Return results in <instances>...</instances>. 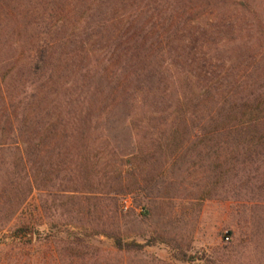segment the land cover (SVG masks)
<instances>
[{
  "label": "trees",
  "instance_id": "trees-1",
  "mask_svg": "<svg viewBox=\"0 0 264 264\" xmlns=\"http://www.w3.org/2000/svg\"><path fill=\"white\" fill-rule=\"evenodd\" d=\"M262 11L255 0H0V139H6L0 141V153L12 146L19 149L18 142H22L26 155L19 158L20 166L10 162L0 176V264H80L94 255L95 248L80 231H68L64 238L45 234L36 244L23 242L35 216L18 217L33 190L41 191L43 186L32 185L30 157L36 134L66 146L76 143L79 172L87 179L94 152L96 156L105 154V149L87 146L97 116L94 120L89 106L94 95L87 98L83 89L99 91L103 84L114 92L130 88L142 104L149 96L161 101L166 98L169 103L137 118L165 126L157 134L159 129H148L151 133L146 136L152 146L136 154L142 165H152L141 185L135 180L118 186L116 194L140 188L156 191L159 197L174 195L182 182V174H175V168L178 171L196 147L195 142L187 147L189 140L205 147L221 138L229 151L228 173L264 172ZM229 14L238 15L247 28L243 43L224 34L226 27H232ZM61 25L68 26L72 35L80 30L81 57L92 55L91 45L105 44L100 54L93 55L96 65L86 70L82 89L77 91L78 81L65 87L63 105L55 102L54 110L46 112L43 130L33 133L43 112L34 103L46 87L58 84L55 56L69 43L67 38L58 41L53 36ZM212 35L224 40L215 42ZM242 45H249L246 55L223 58L232 50L241 51ZM8 49L16 53L10 66L2 57ZM17 66H22L24 77L20 87H5ZM54 94L59 98V93ZM5 162L3 157L1 165ZM121 175V171L117 173ZM40 209L44 218H50L45 203ZM15 219L17 225L10 227ZM96 235L112 240L117 253L144 247L125 242L117 232L92 229L88 233L89 238Z\"/></svg>",
  "mask_w": 264,
  "mask_h": 264
},
{
  "label": "rangeland",
  "instance_id": "rangeland-1",
  "mask_svg": "<svg viewBox=\"0 0 264 264\" xmlns=\"http://www.w3.org/2000/svg\"><path fill=\"white\" fill-rule=\"evenodd\" d=\"M255 1L261 5L264 17V0ZM229 16L232 27H226L224 34L243 43L240 41L248 36L243 20L236 14ZM53 36L58 41L67 38L69 43L62 50L60 47L55 56L58 69L54 75L59 79L58 84L46 87L44 94H39V100L34 101L35 109L40 106L43 112L33 133L43 130L48 121L46 112L54 110L55 102L63 105L61 94L65 87L78 81L76 89H82L81 80L86 79V70L90 71L96 65L93 55L100 54L101 46L105 44L91 45L92 55L81 57L80 30L72 35L68 26L61 25ZM212 37L215 42L224 40L221 35ZM248 47L242 45L241 51L232 50L230 56L226 54L223 58L234 60L240 53L246 55ZM210 53L214 52L211 50ZM15 55L13 49L2 54L6 65L13 63ZM21 69L22 66L15 68L5 80V87H20L24 78ZM126 90L114 92L104 84L99 91L83 89L87 98L94 95L89 106L94 112V120L97 116L91 127L94 135L90 136L87 146L105 149L102 156H96L98 154L94 152L91 158L94 165L88 179L79 172L80 156L76 152L79 150L76 143L66 146L39 134L32 138L35 147L30 157L32 185L38 182L43 186L41 191L33 190L18 216L22 219L35 216L29 234L23 236L22 241L36 244L38 237L43 238L45 234L57 233V237L64 238L68 231H80L95 248L94 255H89L80 264H264L263 169L256 173L226 172L229 151L225 150L227 146L221 138L205 147L189 140L186 146L195 142L196 147L187 154L186 162L179 170L175 168V174H182V182L169 198L140 188L127 192L125 189L116 194L118 186H126L135 180L141 185L142 177L152 169L148 163L142 165L136 154L152 146L146 136L151 133L148 129H159L157 134L165 125L160 121L150 124L139 120L169 104L166 98L164 101L161 98L154 100L153 96L142 104L137 95H132L130 88ZM54 93H59V98L55 99ZM5 140L0 139L1 143ZM18 146L19 149L12 146L0 153V176L3 170L10 168V162L19 165V158L26 157L24 144L18 142ZM3 157L6 162L1 165ZM120 171L122 175L118 177ZM42 203L48 207V219L42 216ZM17 222L15 219L10 227H15ZM92 229L117 232L125 242L144 247L138 251L117 253L109 238L102 235L89 238Z\"/></svg>",
  "mask_w": 264,
  "mask_h": 264
}]
</instances>
